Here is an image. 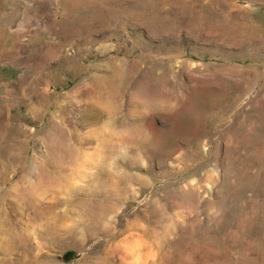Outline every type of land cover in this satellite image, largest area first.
Wrapping results in <instances>:
<instances>
[{
  "label": "rangeland",
  "instance_id": "obj_1",
  "mask_svg": "<svg viewBox=\"0 0 264 264\" xmlns=\"http://www.w3.org/2000/svg\"><path fill=\"white\" fill-rule=\"evenodd\" d=\"M0 264H264V0H0Z\"/></svg>",
  "mask_w": 264,
  "mask_h": 264
},
{
  "label": "bare ground",
  "instance_id": "obj_2",
  "mask_svg": "<svg viewBox=\"0 0 264 264\" xmlns=\"http://www.w3.org/2000/svg\"><path fill=\"white\" fill-rule=\"evenodd\" d=\"M10 228V227H9ZM10 234V233H9ZM15 234H17L16 235V237H15V241L17 242V243H15L13 246H16V244H18V243H21V244H18V245H22L23 244V241H25V236L22 234V233H16L15 232ZM14 241V240H13ZM17 245V246H18ZM15 249V248H14Z\"/></svg>",
  "mask_w": 264,
  "mask_h": 264
}]
</instances>
